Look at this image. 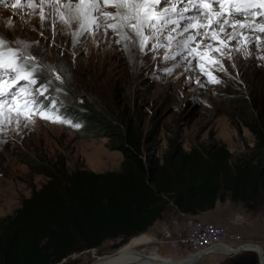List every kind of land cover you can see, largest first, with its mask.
<instances>
[{
    "label": "rangeland",
    "instance_id": "374dc122",
    "mask_svg": "<svg viewBox=\"0 0 264 264\" xmlns=\"http://www.w3.org/2000/svg\"><path fill=\"white\" fill-rule=\"evenodd\" d=\"M14 2L0 4V32L29 45L39 65L36 87L48 86L44 96L38 97L41 110L60 120L33 115L30 121L21 118L19 125H0V218L13 216L22 201L39 191L48 182L47 175L60 166L69 172L95 174L121 170L122 156L114 136L100 126L88 127L71 109L87 113L92 108L113 126L121 125L119 134H123L120 120L130 119L143 135L145 154L160 163L176 150L205 153L224 148L230 167L254 157L255 140L244 122L264 121L263 42L256 44L253 39L244 47L232 40L221 55L204 48L207 44L219 47V42L204 40L197 51L219 61L209 64L193 60L180 42V50H173L171 45L181 35L180 29L169 32L172 25L161 31L167 35L151 36L153 41L141 50L139 37L127 41L118 31L106 30L105 25L115 21L104 20L99 28L93 26L77 36V22H60L53 10L45 9L48 19L41 20L39 7L34 13L29 8L17 10L11 7ZM168 6L163 3L161 9ZM169 34L174 35L170 43ZM252 34L264 40V33ZM157 43L163 47L155 48ZM200 62L218 82L200 71ZM56 75L61 78L55 79ZM253 206L249 210L225 194L214 210L196 219L228 227L244 243L257 245L264 257V196L259 195ZM174 218L181 220L169 204L162 219L149 229L150 235H138L119 249L114 248L116 241L108 240L98 249L72 254L61 264H91L130 248L143 253L154 250L165 259L176 260L173 251L153 239L159 235L156 225ZM257 259V254L244 251L211 255L197 264H258Z\"/></svg>",
    "mask_w": 264,
    "mask_h": 264
},
{
    "label": "trees",
    "instance_id": "16d2710c",
    "mask_svg": "<svg viewBox=\"0 0 264 264\" xmlns=\"http://www.w3.org/2000/svg\"><path fill=\"white\" fill-rule=\"evenodd\" d=\"M75 115L88 127L113 135L121 170L95 174L60 166L48 182L21 203L13 216L0 218V264H61L72 254L100 248L121 237V245L146 233L169 204L196 217L215 209L229 194L253 210L264 196V121L244 122L254 137V157L233 167L224 148L205 153L176 150L160 163L145 154L143 135L130 119L113 126L92 108ZM119 246H114L118 249Z\"/></svg>",
    "mask_w": 264,
    "mask_h": 264
},
{
    "label": "snow or ice",
    "instance_id": "6c2138e0",
    "mask_svg": "<svg viewBox=\"0 0 264 264\" xmlns=\"http://www.w3.org/2000/svg\"><path fill=\"white\" fill-rule=\"evenodd\" d=\"M4 2L5 0H0V4ZM163 3H168L169 6L161 9ZM11 7L17 10L29 8L33 13L39 7L41 20L48 19L44 12L45 7H48L55 12L60 22L68 25L77 22L80 29L76 32L77 36L90 31L93 26L99 28L104 20L115 21L106 24V30L117 31L125 27L130 29L140 38L141 50L147 45L150 36L172 25L170 33L177 32L178 29H182L178 35L188 33L186 40L182 42V50H187L193 60L207 61L209 64H218L219 61L197 51L204 40L218 41L219 47L213 48L212 44H207L204 48L223 55L222 48L228 47L232 40L240 38L244 47L253 42L245 30L264 33V0H40L39 4L34 0H15ZM106 7L115 8L116 11H104ZM189 12L194 15H187ZM229 28L232 29L230 34ZM152 29L156 31L151 32ZM201 29L202 39L197 42L196 37L201 35ZM146 31L150 35L146 34ZM222 34L228 35L227 41L221 38ZM120 35L121 39H132L126 33L121 32ZM166 39L170 43L174 37L169 34ZM260 39L259 35L255 36V41ZM193 43L195 47H192ZM154 47L161 48L163 45L157 43ZM28 48L29 45L18 38L9 39L6 34L0 32V125L13 122L19 125L21 118L30 121L33 115L60 120L59 116L49 115L41 110L42 102L38 97L44 96L48 86L40 84L36 87L39 65L35 63L36 57ZM199 68L212 82H218L206 70L203 62L199 63ZM60 78L59 75L55 76L57 80ZM52 107H55L54 103Z\"/></svg>",
    "mask_w": 264,
    "mask_h": 264
},
{
    "label": "built area",
    "instance_id": "2783aa9c",
    "mask_svg": "<svg viewBox=\"0 0 264 264\" xmlns=\"http://www.w3.org/2000/svg\"><path fill=\"white\" fill-rule=\"evenodd\" d=\"M179 217L181 220L174 218L169 222H163L156 225V230L158 231L159 235L158 237L152 236L157 245L166 246L168 249L173 251L174 258H182L190 254H197L206 249H212L218 246L237 248L239 246L248 244L244 243L241 236L234 233L226 226L202 221L181 213H179ZM144 235H150L149 230L144 233ZM112 240L116 241L115 244L116 246H119V249L120 247L127 244L128 241H131L132 238L123 245H121V237ZM183 250L186 252L183 253ZM89 251L92 250H87V252ZM220 254L223 253L214 250L209 252L205 257Z\"/></svg>",
    "mask_w": 264,
    "mask_h": 264
},
{
    "label": "bare ground",
    "instance_id": "6f19581e",
    "mask_svg": "<svg viewBox=\"0 0 264 264\" xmlns=\"http://www.w3.org/2000/svg\"><path fill=\"white\" fill-rule=\"evenodd\" d=\"M38 1H40V0H38ZM45 10H50V9L48 7H45ZM115 11H116L115 8H111L107 12H115ZM236 18L237 19H240V17H236ZM102 23H104V21H102ZM74 24L76 25V22H74ZM77 25L79 27V24L78 23H77ZM75 30H76V28H75ZM117 31H118L119 34L121 32L126 33L127 35H129L130 37H132V41H134V42L136 41V39L138 37V36H135V34L130 29H128L126 27L123 28V29H118ZM180 31H182V29H180ZM231 31H232V29L229 28L228 29V33L230 34ZM245 32H246L247 35L251 36L252 39L255 40V36H256L255 34L253 35L251 32H248L247 30H245ZM202 33H203V29H201V35H202ZM157 35H159L161 37V35H167V34H164L162 32H159ZM187 35H188V33H185L183 36H180L181 38L177 39L175 41V43H173L174 45H171V47L173 48V50H176L177 52L180 50V49L178 50L177 42L178 43L180 42L181 45H182V47H183V43L182 42L186 40ZM201 35H199L198 38L196 39L197 42L199 41V38H200ZM173 37H174V35H173ZM221 38L224 39V40H226L228 38V35L227 34H222ZM152 39L153 38L150 36L149 42L153 41ZM126 40L129 41L130 39H126ZM235 41L237 43L242 44L240 38H238ZM255 42H256V44L257 43H262V42H263L262 44H264V40H259V41H255ZM217 43H218V41H217ZM247 45H249V44H247ZM194 46H195V43L192 44V47H194ZM223 51H224V49L222 48V52ZM148 243H149V241H148ZM249 250H250L251 253H255V254H258L260 251H262L259 247H257V248L251 247V248H249ZM143 257H145L147 259H143ZM184 260L185 259L183 257L182 258H177L176 260L165 259V258L161 257L154 250L152 252H150V253H143V251H138L135 248H130V249H127V250H125V251H123L121 253L103 257V258L99 259L97 262H95L94 264H155V262H161L162 264H173V263H175V264H181L182 262H184Z\"/></svg>",
    "mask_w": 264,
    "mask_h": 264
},
{
    "label": "water",
    "instance_id": "95a60500",
    "mask_svg": "<svg viewBox=\"0 0 264 264\" xmlns=\"http://www.w3.org/2000/svg\"><path fill=\"white\" fill-rule=\"evenodd\" d=\"M251 247L257 248L258 246L254 245V244H245V245L239 246L237 248H229V247H225V246H218L216 248L206 249V250H204V251H202L200 253H197V254H190V255H188L186 257H183L185 260L181 264H197L209 252H212L214 250L220 251L223 254H226L228 256H232V255H236L237 253L244 252V251L245 252H250L249 248H251ZM257 255H258V259H257L258 264H264V257H263L262 251H260ZM143 259H147V258L143 257ZM155 264H162V263L161 262H155ZM173 264H175V263H173Z\"/></svg>",
    "mask_w": 264,
    "mask_h": 264
},
{
    "label": "crops",
    "instance_id": "0c3cea01",
    "mask_svg": "<svg viewBox=\"0 0 264 264\" xmlns=\"http://www.w3.org/2000/svg\"><path fill=\"white\" fill-rule=\"evenodd\" d=\"M197 217V216H196ZM196 217H192V218H196Z\"/></svg>",
    "mask_w": 264,
    "mask_h": 264
}]
</instances>
